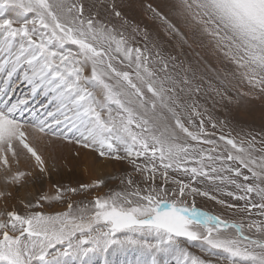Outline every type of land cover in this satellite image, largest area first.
Wrapping results in <instances>:
<instances>
[{
    "label": "snow or ice",
    "instance_id": "6c2138e0",
    "mask_svg": "<svg viewBox=\"0 0 264 264\" xmlns=\"http://www.w3.org/2000/svg\"><path fill=\"white\" fill-rule=\"evenodd\" d=\"M0 78V264H264V0H0Z\"/></svg>",
    "mask_w": 264,
    "mask_h": 264
},
{
    "label": "rangeland",
    "instance_id": "374dc122",
    "mask_svg": "<svg viewBox=\"0 0 264 264\" xmlns=\"http://www.w3.org/2000/svg\"><path fill=\"white\" fill-rule=\"evenodd\" d=\"M151 16V13H147L144 17V22L148 25H151L153 21L149 19ZM1 79V78H0ZM28 88L25 84H17L15 96L21 97L27 92ZM210 103V102H209ZM262 105L260 102H256L255 104V111L253 112L252 117H244L243 120H238L237 114L235 112H232L230 115L227 113H224L223 110H219L217 114L220 116L221 119H224L227 116V119L230 121V124L228 127L225 128V133L229 131L231 127L238 123L244 124L246 127L255 129L256 131H259L262 124V113H261ZM87 160H82L81 163H79L77 166L73 167L72 165H68L66 167H62L58 172H54V176L52 175V182L60 181L62 184L68 185L71 184L73 186H76V182H89L90 178H94V176H99L103 178L108 185V187L101 186V193H107L109 191V188H115L119 184L118 177H121L125 175L127 172L131 171V168L127 165L121 167L119 165H105V164H98L99 166H96V172L94 173V176L90 177L89 171H87V167L85 166V163ZM57 177V178H56ZM50 187V186H49ZM49 187L46 186V184H43V190L47 191ZM41 185L36 184L34 186L30 185L28 191L32 193V195H37L36 189H40ZM24 193L22 192L21 195ZM205 198H198L197 200V206L201 207L202 210L211 211L213 213H216L217 208L213 205L212 202L205 203ZM66 208V205H57L56 210H64ZM193 251L198 250L195 248V246H192Z\"/></svg>",
    "mask_w": 264,
    "mask_h": 264
},
{
    "label": "bare ground",
    "instance_id": "6f19581e",
    "mask_svg": "<svg viewBox=\"0 0 264 264\" xmlns=\"http://www.w3.org/2000/svg\"><path fill=\"white\" fill-rule=\"evenodd\" d=\"M2 79V78H1ZM26 85V84H25ZM27 86V85H26ZM20 97V96H19ZM86 162L87 163H85V166L89 169L91 166H92V158L91 157H87L86 158ZM96 166H99L98 164H96ZM96 166H95V170H96ZM96 172V171H95ZM53 177H55L54 176V174H53ZM57 178V177H56ZM45 184H46V186L47 187H49L50 185H49V183L48 182H45Z\"/></svg>",
    "mask_w": 264,
    "mask_h": 264
}]
</instances>
